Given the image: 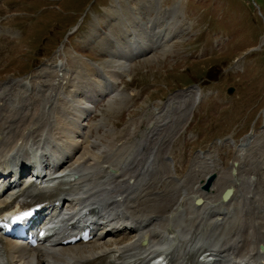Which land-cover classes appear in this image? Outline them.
Wrapping results in <instances>:
<instances>
[{
	"label": "rangeland",
	"instance_id": "rangeland-1",
	"mask_svg": "<svg viewBox=\"0 0 264 264\" xmlns=\"http://www.w3.org/2000/svg\"><path fill=\"white\" fill-rule=\"evenodd\" d=\"M149 2L166 9L177 6L183 11L178 20L183 26L174 27L170 41H164L166 48L154 52L151 58L134 61L130 66L120 65L119 61H127L114 56L113 49L110 59V36L119 31V20L124 17L129 22L133 20V26L141 25L142 19L147 22L148 18H154ZM0 26V96L11 85L21 86L26 81L30 85L26 94L24 91L15 97L16 104L0 100V120L7 115L6 140L11 131H16L24 141L22 130L28 131L24 132L27 135L39 125L42 131L36 130L38 138L30 137L34 132L29 136L36 144L43 134H53L58 139L59 134H66L70 128L72 131L74 128L70 125L58 122L59 115L62 113L63 117L64 113L62 102L67 99V94L62 97V92L73 93L76 83L84 81L79 72L87 60L102 63L101 68H107L103 71L114 79L110 92L116 89L119 92L114 98L100 97L97 111H90L88 120H81L82 127H91L85 132L91 135L97 150L108 152L102 160L104 163L96 165L97 173L92 172L99 174L105 168L118 167L125 158L131 154L136 156L148 145L156 158H151L154 162L146 180H159L155 194L169 199L187 185L195 186L201 194V181L208 173L215 172L218 175L215 188L207 193V198L221 200L225 189L234 185L233 170L237 169L235 182L240 181L235 183L237 199L229 206V220L215 227L218 219L209 217L215 223L205 217V228L209 232L215 230L214 237L216 234L234 236L236 230L243 235L260 232L254 227L264 226V0H0ZM115 38L113 45L117 46ZM59 60L64 65L53 67L56 71L49 67ZM118 66L129 69L120 80L116 79ZM63 67L69 72H64ZM13 81L21 82L13 84ZM193 86H198L200 93L191 90ZM94 88L91 87L92 92ZM231 88L234 92L230 94ZM189 90L193 94L182 97L183 91L189 93ZM86 93L85 90L84 97ZM57 96H61V102ZM80 99L85 100L75 91V100L71 103L75 105ZM156 108L162 111L165 108V111L159 116ZM67 112L69 119L75 117L71 110ZM162 120H166V125L165 121L161 123L163 127L159 122ZM47 123L52 126L47 129L52 130H44ZM148 126L152 127V134H160L149 142L145 134ZM247 136L251 144L244 154L238 145ZM55 138L49 139L41 151L45 162H59V142ZM20 140L16 142L17 149L25 146L26 142ZM85 153L84 150L70 159L64 169L82 165ZM235 162L239 163L238 168L233 165ZM254 177L255 180L251 179ZM149 198L144 195L142 199ZM161 198L148 206L157 204ZM184 208L186 214L181 213L176 222H183L180 226L196 224L191 220L192 209L188 205ZM253 208L258 209L259 215L253 214ZM223 221L226 219L221 218ZM263 226L260 229L264 233ZM251 227L252 232L248 231ZM119 240V236H110L105 242L115 246L121 243ZM95 245L94 251L103 242Z\"/></svg>",
	"mask_w": 264,
	"mask_h": 264
},
{
	"label": "bare ground",
	"instance_id": "bare-ground-1",
	"mask_svg": "<svg viewBox=\"0 0 264 264\" xmlns=\"http://www.w3.org/2000/svg\"><path fill=\"white\" fill-rule=\"evenodd\" d=\"M151 9L156 11V17L154 19H149V25H152L153 28L154 24L165 21L166 13H163L160 8L157 9L153 5H151ZM173 10L175 12H178V8L176 7ZM122 20L123 23H125L121 27V34L115 38L118 45H113V49L116 50V52H133L147 44L148 40L150 41V38L153 35L147 30L146 24H143L142 27L135 26L133 28V20H130L131 22H129V20H127L125 17L124 19H120V21ZM178 23L179 21L175 18L174 21L166 22V25H169V27L172 26V28L174 29V27L179 28L181 26H179ZM140 28L141 31H139ZM156 28L158 27L156 26ZM155 32L156 31L154 30L153 34ZM124 33H131L133 39L130 42L128 41V43L123 42L122 36ZM113 42L114 44H116L114 39ZM121 59H124V57H121ZM118 63L120 65H125L127 62L119 61ZM97 67L98 66L96 63L90 62L89 65L87 62H85V67L83 68V78L87 79L88 75H90L91 73H96ZM21 86L16 84L11 85L9 90L1 93V95L5 96L6 101H10L12 104H16L17 102L13 101L15 100V96L17 97L22 91H28L26 90V87L28 86L27 84ZM81 88L83 87H79V89ZM192 94L193 91H190L189 93L185 92L182 94V97L184 96L186 98L191 96ZM35 100L33 99V101ZM62 104L66 109L69 108L71 102L66 99L62 102ZM84 105H87V102L82 99H80L77 104H75L76 111L79 117H82L85 113L83 109ZM5 117H2V120H0V172L2 170H5V172L8 173V171L10 170L9 167L14 166L9 163L10 161L8 158L11 154L14 153L13 150L18 148V146L16 147V142L22 137L16 131H11L12 137L9 136L8 140L4 138L7 132L4 130V127H6V125H4V121L6 119ZM11 118L12 117L10 116V118L7 119L9 120ZM163 121H165V123L163 124L166 125V120L159 121L160 124ZM50 127L52 126L49 125V123L45 125V128ZM38 129H40V125L36 130ZM34 130L27 135H25V133L28 131L25 132L24 130H22V134H24L22 136L25 138L24 141H22H28L29 136L33 132L34 135L32 134L33 136L30 137L35 138L36 140L38 138V131ZM69 130L71 131V128ZM147 131L148 132H146V140L148 142L150 140H153V138H155L156 136L160 135L158 134L159 132L156 134H152L153 130H151L150 127H148ZM32 140L33 139H31L30 142L31 145H28V141L27 143H25V146H23L22 148L20 147V150L22 151L23 149H25L28 154H31L32 152L35 153L34 149L36 142L35 140H33L34 142ZM245 142L247 144L248 140H245L243 143ZM85 144L86 145H80L76 147L74 150L75 154H78L79 152L84 150L86 151L85 155L81 158L83 160L81 169L74 168L71 169V171H69L68 173L57 174L56 176L54 175V177L57 178H53L50 176L51 179L45 181L47 183L55 182L57 179H59V177L61 179H63V177L68 179V181L60 185V189L56 194L46 197L47 201L55 204L57 201L62 200V198L58 199L61 195H65L63 203L68 208L66 213H64V216H66L67 213L73 212L70 219H68L69 221L73 220L74 218L76 219V217H79L80 211L89 208H91L92 213L96 214L97 216L103 217V219H106L108 221L107 225H105L102 231L101 228L99 229L101 231L99 233L100 240L108 238L107 236L114 235L113 232L115 228H112V230L109 232H107V228L113 224V222L109 219L111 217H114V214L116 212V217H114L113 221H116L118 223H134L133 226L136 228V231L132 230L131 232L137 233V237L135 238V240L130 241L128 240L129 235H125L123 236V240L128 238L127 240L129 242L124 243L123 240H121V243H117L115 246H112L110 245V242L104 241L103 246H101L96 251H94L93 247H97V245L94 244L95 246L91 247L93 248V250L91 251V248H84L79 245L57 246L56 243H50L46 245L39 244V247L31 249L28 246L20 244L17 241L10 239H7L8 241H6L0 237V264H95L102 263L103 261L108 262V264H150L151 261L159 255L166 256L169 264H203L199 262V258L207 251L212 252L213 255L219 257V264H243L242 261L244 258H247L248 264H264V252L262 253L259 251L260 247L262 245L264 246L263 232L260 231L258 234H255L253 232L252 234L245 233V235L236 232V234L234 233L235 235L233 234L234 236L231 235L228 237L226 236V234H223L222 236H220V238H218V240L214 241V234L206 233V228H203L206 220L204 218L211 212L213 213L212 219H218L217 223L221 222V218L225 220V214L222 213V211L229 210V205L232 204V200L235 199V195L237 194V184L229 187L234 190V197L228 203H223L222 200H216L217 197L216 199H209L207 198V193L202 192L201 194H199V190L196 189L195 186L190 187L189 185H187V187H184L183 191L180 190L174 195L171 194L173 195V197L169 199L161 198L157 194H155L152 189V187H154L156 190V188L158 187V184L155 183L156 181H153L151 184L150 182L148 183L149 180L146 181L139 178V176L142 175L143 172L147 171V167L149 168L151 166V164H148L151 160L150 157L154 153L152 152V150H150L151 148H149L148 145L143 149V153L141 154L142 158H134L131 164H127L129 159H132V155L128 156L127 158H125L124 164L121 167L117 168V170H112L115 174H110L108 173V169H104L100 174H95L93 179H91L89 182H85L84 179L87 177V175L89 176L90 174L79 175V173H82V171H84V168L86 170H89L94 169V167L100 166L98 163L102 162V160L104 159V154L108 153L107 151L103 153L98 151L96 148V143L90 141L89 139H85ZM27 146H30L31 148H27ZM241 149L244 151L243 153L246 152L245 146H243ZM19 158L17 161H19ZM234 171V177L235 179H238L236 174L237 169H235ZM109 172L111 171L109 170ZM208 175L209 173L207 174V176ZM74 176L75 179H72ZM204 181V179L201 181L200 186H202ZM12 184H15V182H13ZM144 184L147 185L145 186V188ZM8 186L9 188L12 187L10 185ZM214 186L215 185H213L211 192H213V189L215 188ZM0 187V189H2L5 186L4 184H2ZM136 188L140 189V191H133ZM8 191L9 190H7L6 192L7 194ZM136 193L139 195L136 198H132ZM144 195L145 197L149 196L150 198L145 200L141 199ZM12 196L13 195H11L9 198H1L2 196H0V204H4L9 201L10 199H12ZM152 196L157 197L153 198ZM159 198L161 199L157 204L148 206L150 202L157 201ZM199 199H201V203L196 204V201H198ZM185 205H188L190 209H192L190 210V216L192 217L191 220L193 222H196V224L191 223L189 224L190 226H180L183 224V222L182 224L176 222V217H178L181 213L184 214L186 212V208H184ZM198 209L201 211V213H196L197 215L194 214ZM214 210L217 211L213 212ZM188 220L189 219H187V223ZM137 224H139V226ZM126 229H128V227H126ZM251 230L253 231L252 227ZM63 236L64 234L60 233L58 234L57 239L63 240Z\"/></svg>",
	"mask_w": 264,
	"mask_h": 264
},
{
	"label": "water",
	"instance_id": "water-1",
	"mask_svg": "<svg viewBox=\"0 0 264 264\" xmlns=\"http://www.w3.org/2000/svg\"><path fill=\"white\" fill-rule=\"evenodd\" d=\"M215 178H216V175H213L212 177H210V179L208 180V183L204 186V188L206 190H209L210 189V187H211L213 181L215 180ZM232 193H233V191L231 189L227 190L224 193V195H223V200L224 201H227L230 198V196L232 195Z\"/></svg>",
	"mask_w": 264,
	"mask_h": 264
}]
</instances>
